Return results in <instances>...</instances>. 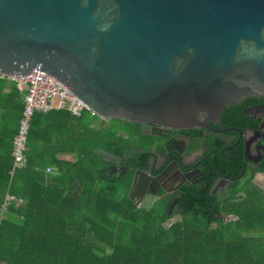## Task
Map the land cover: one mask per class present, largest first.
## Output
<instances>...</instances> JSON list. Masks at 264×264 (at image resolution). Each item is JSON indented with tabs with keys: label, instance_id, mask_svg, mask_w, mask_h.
I'll use <instances>...</instances> for the list:
<instances>
[{
	"label": "water",
	"instance_id": "95a60500",
	"mask_svg": "<svg viewBox=\"0 0 264 264\" xmlns=\"http://www.w3.org/2000/svg\"><path fill=\"white\" fill-rule=\"evenodd\" d=\"M34 69L100 119L206 127L264 98V0H0V75Z\"/></svg>",
	"mask_w": 264,
	"mask_h": 264
},
{
	"label": "trees",
	"instance_id": "16d2710c",
	"mask_svg": "<svg viewBox=\"0 0 264 264\" xmlns=\"http://www.w3.org/2000/svg\"><path fill=\"white\" fill-rule=\"evenodd\" d=\"M23 94L0 78V264H264V187L249 177L239 196L199 193L166 224L127 198L128 181L100 179L101 154L123 156L126 141L90 112L33 113L26 165L10 175ZM6 193L21 204L3 213Z\"/></svg>",
	"mask_w": 264,
	"mask_h": 264
},
{
	"label": "flooded vegetation",
	"instance_id": "af4514ba",
	"mask_svg": "<svg viewBox=\"0 0 264 264\" xmlns=\"http://www.w3.org/2000/svg\"><path fill=\"white\" fill-rule=\"evenodd\" d=\"M119 125L115 132L126 141L125 153L103 152L107 165L99 176L128 181L127 198L137 207L163 209L172 217L177 209L196 205L199 193H207L208 200L235 190L239 196L249 177L264 187V98L245 97L201 128Z\"/></svg>",
	"mask_w": 264,
	"mask_h": 264
},
{
	"label": "built area",
	"instance_id": "2783aa9c",
	"mask_svg": "<svg viewBox=\"0 0 264 264\" xmlns=\"http://www.w3.org/2000/svg\"><path fill=\"white\" fill-rule=\"evenodd\" d=\"M15 87L23 92L24 109L19 121L18 131L13 139L12 149V168L10 175L16 170L22 169L26 165V141L29 129V122L33 113H49L55 110H67L74 118H79L84 112H90L88 107L68 89L51 78L45 72L37 69L32 70L28 75L15 79L4 77ZM92 113V112H90ZM93 114V113H92ZM53 168H46V173L52 172ZM15 201L17 205L21 204L20 199H16L9 193L4 196L1 205V211H7L8 204Z\"/></svg>",
	"mask_w": 264,
	"mask_h": 264
},
{
	"label": "rangeland",
	"instance_id": "374dc122",
	"mask_svg": "<svg viewBox=\"0 0 264 264\" xmlns=\"http://www.w3.org/2000/svg\"><path fill=\"white\" fill-rule=\"evenodd\" d=\"M95 116V124L96 126H98L99 128H101L102 130H104L105 128H107L109 126V124H113V126L115 127L114 131H117V129L120 127V122L118 121H114V120H100L99 117H97L96 115ZM68 160H72L71 157L68 158ZM7 212V211H6ZM178 219V216L175 215V216H172L171 218L168 219L167 223H171L175 220Z\"/></svg>",
	"mask_w": 264,
	"mask_h": 264
},
{
	"label": "crops",
	"instance_id": "0c3cea01",
	"mask_svg": "<svg viewBox=\"0 0 264 264\" xmlns=\"http://www.w3.org/2000/svg\"><path fill=\"white\" fill-rule=\"evenodd\" d=\"M70 156H64L63 158H66V159H68ZM62 158V157H61Z\"/></svg>",
	"mask_w": 264,
	"mask_h": 264
}]
</instances>
